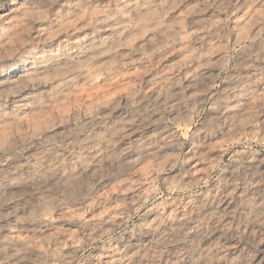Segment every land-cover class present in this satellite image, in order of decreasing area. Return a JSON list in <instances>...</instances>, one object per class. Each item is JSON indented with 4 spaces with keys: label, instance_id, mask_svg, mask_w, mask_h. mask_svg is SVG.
<instances>
[{
    "label": "clouds",
    "instance_id": "clouds-1",
    "mask_svg": "<svg viewBox=\"0 0 264 264\" xmlns=\"http://www.w3.org/2000/svg\"><path fill=\"white\" fill-rule=\"evenodd\" d=\"M0 264H264V0H0Z\"/></svg>",
    "mask_w": 264,
    "mask_h": 264
}]
</instances>
